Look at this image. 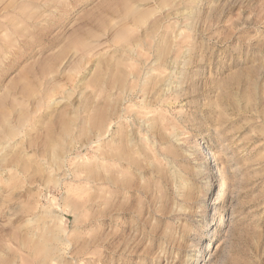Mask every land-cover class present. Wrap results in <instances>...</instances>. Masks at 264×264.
I'll use <instances>...</instances> for the list:
<instances>
[{"label":"rangeland","instance_id":"1","mask_svg":"<svg viewBox=\"0 0 264 264\" xmlns=\"http://www.w3.org/2000/svg\"><path fill=\"white\" fill-rule=\"evenodd\" d=\"M0 264H264V0H0Z\"/></svg>","mask_w":264,"mask_h":264}]
</instances>
